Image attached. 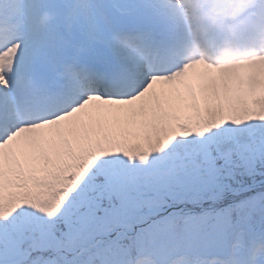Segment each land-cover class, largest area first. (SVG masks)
<instances>
[{
    "label": "snow or ice",
    "instance_id": "6c2138e0",
    "mask_svg": "<svg viewBox=\"0 0 264 264\" xmlns=\"http://www.w3.org/2000/svg\"><path fill=\"white\" fill-rule=\"evenodd\" d=\"M174 3L0 0V264H264V55Z\"/></svg>",
    "mask_w": 264,
    "mask_h": 264
},
{
    "label": "rangeland",
    "instance_id": "374dc122",
    "mask_svg": "<svg viewBox=\"0 0 264 264\" xmlns=\"http://www.w3.org/2000/svg\"><path fill=\"white\" fill-rule=\"evenodd\" d=\"M238 3H240V0H236L232 3L227 2V0H175V3L172 7L181 29V41H184V39H186L183 44L180 42L181 54L188 59L205 58L216 63L225 62L226 60H219L214 56L218 53H216V51H214V49H212L204 41V39L200 38L199 40H196L194 38L196 32L193 33V31L188 28V26L192 25L193 22L195 23L197 20H199V18H194V15L198 14L200 10L210 11L211 9H221L223 12L227 13L229 11H236L238 8ZM200 5H202V7ZM244 13L245 11L243 12V14ZM259 24L262 25L260 26ZM259 24L258 28L255 27V35L253 34L252 36L253 40L255 39L256 32L258 31V29H261L263 27L264 23L259 21ZM255 43L264 45V37H262L261 40H258L256 38ZM241 58L244 57H237L236 59L238 60Z\"/></svg>",
    "mask_w": 264,
    "mask_h": 264
},
{
    "label": "bare ground",
    "instance_id": "6f19581e",
    "mask_svg": "<svg viewBox=\"0 0 264 264\" xmlns=\"http://www.w3.org/2000/svg\"><path fill=\"white\" fill-rule=\"evenodd\" d=\"M236 0H227V2L232 3ZM238 1V0H237ZM254 3L256 4V6L251 7V8H257L260 10V13L258 14V16H256L254 19H252V21L248 18V20H246V25L247 27H257L258 28V24L259 21L264 23V7H261V5L259 4V0H253ZM250 0H240V3H238V8L235 11L234 10V14L240 13V11H246L248 10ZM243 13V12H241ZM247 11L245 13V16L248 17L247 15ZM199 16H195V18H197ZM260 26L262 24H259ZM205 27H212L210 25H206ZM227 27L224 25H217V27H215V33L217 35H220V37H217L214 39L215 34H213L212 30L208 31V32H202L201 35L204 38V41L212 48L214 49V51H216V53L214 56L219 59V60H226V61H230V60H237V57H252V56H262L264 55V45H259L255 43V39L257 38L258 40H261L262 37H264V24L263 27L261 29H258V31L256 32V36L255 39L253 40V38H251L250 41L245 42L244 46L242 47L241 44H236V41H234V38L230 35L227 34L226 30ZM243 32V31H242ZM255 35V33H254Z\"/></svg>",
    "mask_w": 264,
    "mask_h": 264
}]
</instances>
